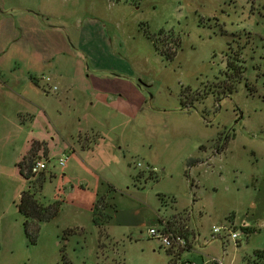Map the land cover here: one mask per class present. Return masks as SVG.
<instances>
[{
	"label": "rangeland",
	"instance_id": "rangeland-1",
	"mask_svg": "<svg viewBox=\"0 0 264 264\" xmlns=\"http://www.w3.org/2000/svg\"><path fill=\"white\" fill-rule=\"evenodd\" d=\"M37 44L67 54L48 71L34 64ZM77 63L125 76L144 98L137 115L131 107L134 117L110 109L103 113L116 115L94 125L125 149L120 164L95 171L111 209L102 212L122 219L92 223L78 204L93 179L59 166L67 153L58 146L48 159L36 155L46 161L40 201L58 204L32 240L17 205L39 179L26 180L16 163L46 132L45 114L53 132L86 130L71 105L60 104L61 84L48 90L42 80L57 67L68 78ZM0 80V264H173L146 235L159 218L187 236L198 230L199 243L190 236L193 248L180 258L203 264L198 249L212 225L228 212L244 220V208L264 198V0H0ZM137 147L150 158L126 151ZM137 162L155 168L156 178ZM263 236L248 242L258 246Z\"/></svg>",
	"mask_w": 264,
	"mask_h": 264
},
{
	"label": "crops",
	"instance_id": "crops-1",
	"mask_svg": "<svg viewBox=\"0 0 264 264\" xmlns=\"http://www.w3.org/2000/svg\"><path fill=\"white\" fill-rule=\"evenodd\" d=\"M33 47L37 52L35 53L37 58L34 60V64L39 68L42 67L48 71H51L52 62H54L56 58L64 57L67 54L63 48L59 47L54 49L52 45L49 44H37ZM68 58L71 59L72 57ZM56 69L58 74L50 76V74L47 73V76L50 78V83L48 85H46L44 81L43 83L48 90H51L50 86L53 85L52 87H55L56 91L58 87L57 85L61 84V95L59 97L60 104L62 105L64 102L70 104L72 110L75 112L73 120H76L78 126H81V120L86 121V124H88L86 126L87 128L86 130L85 128L84 130H79V127H77L75 128L76 130H72V132L71 130L63 131L61 133L58 131L53 132L51 129V120L45 114L43 117L46 120V132H38L37 137L32 138L29 144L33 143V141L38 143V147L40 148L36 155L45 153L47 159L52 157V150L59 146L62 149L60 153H63V155L67 153L65 157L67 159L64 163L66 168H68L69 165L70 167L75 165V167H73L76 168L75 173H78L80 168L83 172L90 174V177L93 179V187L90 188L91 190L87 200L84 203L79 202L80 204L78 205L83 206L91 213L90 209L98 195H100L98 192V186H96L98 178L97 176L95 177L96 169L110 164H120L121 159L120 161L118 160L121 156L124 157L125 152V149L123 150L121 146L116 145L115 141L117 140L111 139L108 134L99 136L94 129V125H100L102 122L104 123V121L108 120L113 115H116L114 113H118L126 118L134 117L141 109H143L141 106L143 105L144 98L138 87L125 76L112 78L109 71L103 68H97L95 66L90 69L81 63H77V65L74 66V69L70 72L71 75L68 76V78L66 77L67 70L63 69V67L59 69L57 67ZM31 80L34 83L40 84L37 79ZM3 84L4 82L0 80V86ZM76 93L80 94L78 97L79 99L77 98L78 100L75 98ZM131 107L136 108V114L133 116L130 113ZM110 109L113 110L114 113L111 111L108 114L103 113V111ZM29 119L34 122L35 116L30 115ZM129 135L131 136L132 134ZM146 135L148 136L147 133ZM149 136L147 143L151 142ZM141 144L144 146L146 143L141 141ZM29 149L30 146L28 150ZM126 151L129 155L132 153H139L144 158H150L148 154V152H150L149 150L144 153L142 152V149L137 147L135 149H126ZM78 152L80 154H77ZM64 176L65 175L63 174V177ZM242 214L245 217L242 221H240L233 212H228L224 218V222H226V218L229 217L228 222L234 226V229L240 232L241 236L236 242L231 241L224 234L215 239H211L209 230L208 238H203V242L199 245L200 247L198 249L205 257L203 264L264 263V236L258 246H252L248 242L249 240H252L253 237L256 238L260 236L261 232L264 231V198L258 197L252 202V204H248L246 208H244ZM127 217L126 221L128 223L134 221V216L131 212L127 213ZM121 219V214L115 211L112 214L110 221H121ZM164 220V218H159L160 225L166 224ZM193 232V235L191 234L188 236L182 233L187 242V247L184 250H181L177 254L173 250H167L172 253V256L175 259L178 258L180 261L190 264L188 259L181 260L180 257H182L185 252L191 251L193 248L192 245L190 246V236L199 243L200 235L198 230L196 229ZM242 237H244L245 241L242 240Z\"/></svg>",
	"mask_w": 264,
	"mask_h": 264
},
{
	"label": "trees",
	"instance_id": "trees-1",
	"mask_svg": "<svg viewBox=\"0 0 264 264\" xmlns=\"http://www.w3.org/2000/svg\"><path fill=\"white\" fill-rule=\"evenodd\" d=\"M161 53V52H160ZM164 54V53H161ZM170 57V55H167ZM36 144V148L32 147L29 151L21 158L20 161L16 163V167L21 176H23L26 180H32L38 177L39 181L36 189L34 187H28L25 190H22L19 195V203L17 205L18 212L23 217V229L25 234L33 240L36 232L38 231L39 224L42 222H46L53 218L57 213V202L44 205L39 198V189L41 188V182L44 180V172L35 174L31 172V168L36 161L37 151L40 147H38V143ZM45 155V153H43ZM147 178L154 180L156 177L151 173H147ZM145 176L144 172H141L137 175L133 176L134 180H137L140 177ZM99 207L101 208L99 211ZM105 209H110V204L108 203L105 195H98L95 200L93 206L91 207V221L95 226H103L104 224L109 223L112 218V215H106L102 211ZM111 210V209H110ZM115 210H113V213ZM174 264V263H173Z\"/></svg>",
	"mask_w": 264,
	"mask_h": 264
},
{
	"label": "built area",
	"instance_id": "built-area-1",
	"mask_svg": "<svg viewBox=\"0 0 264 264\" xmlns=\"http://www.w3.org/2000/svg\"><path fill=\"white\" fill-rule=\"evenodd\" d=\"M44 83L49 84L50 78L44 77L42 79ZM56 88L53 87V90ZM65 162V158L62 157L58 161V165L63 167ZM135 166L139 169H144L147 173L154 174L155 168L150 167L148 165H143L141 162H137ZM46 169V161H35L31 172L32 173H39ZM226 235L231 241L236 242L241 236L240 232L236 229H234V226L229 223L228 221L224 223H220L217 225H213L210 229V238L215 239L219 237L220 235ZM147 237L151 239H156L160 246L165 248L166 250H173L175 253H179L181 250H184L187 247V242L185 237L182 233L175 231L167 226V224H162L159 227H151L146 232ZM177 260V261H176ZM174 264H189L184 261H180L178 258L175 259Z\"/></svg>",
	"mask_w": 264,
	"mask_h": 264
}]
</instances>
